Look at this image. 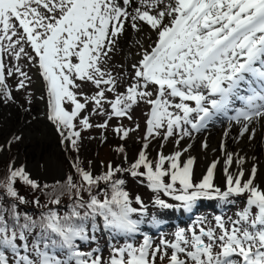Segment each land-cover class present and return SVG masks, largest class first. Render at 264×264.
I'll list each match as a JSON object with an SVG mask.
<instances>
[{
    "label": "snow or ice",
    "instance_id": "snow-or-ice-1",
    "mask_svg": "<svg viewBox=\"0 0 264 264\" xmlns=\"http://www.w3.org/2000/svg\"><path fill=\"white\" fill-rule=\"evenodd\" d=\"M32 68L70 170L49 183L8 161L0 264H264L258 165L245 169L247 154L226 143L233 125L237 143L255 140L254 125H264V0H0V104L31 112ZM89 85L94 91H84ZM13 91L25 93L24 103ZM141 105L145 130L135 137ZM217 122L227 124L221 157L197 178L192 143L181 142ZM93 129L99 136L83 135ZM109 130L140 147L130 160L125 143L111 146L116 156L95 170L80 159L83 142L107 143ZM22 139L14 133L0 154ZM208 146L202 141V151ZM126 177L150 191V203L130 194ZM240 198L243 207L227 215ZM205 201L222 206L211 220L195 214ZM150 206L192 222L169 233Z\"/></svg>",
    "mask_w": 264,
    "mask_h": 264
},
{
    "label": "rangeland",
    "instance_id": "rangeland-1",
    "mask_svg": "<svg viewBox=\"0 0 264 264\" xmlns=\"http://www.w3.org/2000/svg\"><path fill=\"white\" fill-rule=\"evenodd\" d=\"M116 60H117V63L121 62L123 60V54L118 55ZM123 62H126V61H123ZM29 71H30V74L32 75V80H33L31 88L28 90L31 93V98H32L31 105H28V107L31 108V112L27 113L31 117V119L28 120V121H30V123H27V122L21 123V125H18L15 127V129H16V131H15V129H14L15 125L14 124H20V122H21L20 119L14 120L15 119V117H14L15 110H17L19 108L17 107V105H13V104H0V144H3L4 141L8 140L14 134V132H15V134L21 135L23 137V139L19 143L13 144L10 152H8L6 154H0V169L2 167H6L8 161L10 159L15 158L16 162L18 164L23 163L24 165H26L27 168L31 170V172L33 173V175L36 178L42 179L46 182L51 183V182H53V180L55 178H51L50 174H48V173L43 174L45 171L39 170L37 164H40L41 161H43V160H41V158L44 157V152L47 150L46 149L47 147H49V149H50L49 153L58 154V148H59V152H60L62 146L59 142V139H58L59 137H58L53 125L50 122L43 123V125H42V126L46 127V133L49 134V137L45 136L44 140H41L40 136L37 133V131L39 130V126L42 123H40V124L38 123L39 118L37 115H34L33 110L35 108L37 109L39 107V103H40L39 88L41 86V83H40V77L38 75H36V69L32 68V69H29ZM115 71H119V69L118 68L114 69V72ZM8 83L10 85H14L15 84V78L10 79L8 81ZM121 90H123V89H121ZM84 91L91 92V91H94V89H92L91 86L89 85V86H86L84 88ZM13 95L16 97V100L19 103H24L25 93L23 91H21V92L13 91ZM145 110H146L145 106L141 105V106L137 107L133 112V120L140 124L139 132L132 134L135 137H142L144 134V130H145L144 121H145L146 117L143 115V112ZM5 113H6V117L3 118ZM33 117H35V118H33ZM102 119H103L102 117H93V121H101ZM12 121H14V124L12 123ZM116 123H118V121H116V120L111 121L110 128L112 126H115ZM123 123L126 126H132V122L128 121L126 119L123 121ZM224 127H227L226 122L225 123H219V125L218 124L212 125V128L210 129L211 133H208L210 131L207 130V132L204 131L203 133L196 135L194 141H189L186 139V140L181 142V147H184L188 143H192V148H191L190 153H189L191 155L193 151H196L197 148H199L198 147L199 143H201L202 140L206 139L208 135H209L208 136L209 137L208 138L209 139L208 145L210 146V144L212 142L210 139L213 137V135L215 138L216 137L215 134H217L214 131L218 132L221 129H223ZM231 130L238 132L239 131V125H233ZM25 131H26V133H25ZM256 133H257V129H256ZM99 134H100V130H98V129H93L90 132L83 133V135L85 137H87L89 135L99 136ZM106 135L109 137V139H108V142L104 143V144H101L98 140H87V139H85L83 142V147H82L81 152L79 154L80 159L83 160L85 162V164H87L88 161H92V167L95 170L102 171L103 166H106V164L110 160H112L114 156H116V154L112 151L111 146H115L117 144L125 143L127 146V151H128L130 160L135 157L134 154L137 153V151L140 147V144L135 139H129L126 142L120 141L118 138H116L112 134V132L110 130L106 133ZM210 135H212V137H210ZM234 137H237V135L236 134L231 135L229 140L234 141L235 145H239V144H241V142H249L246 135L242 139H239L238 143L233 139ZM158 142L159 141L153 142L152 149H151L154 151L153 155L155 154V149L158 148L157 147V145L159 144ZM193 142H196V144L194 146H193ZM55 143L57 144L56 146H54ZM44 144H46L45 149L42 150V156L40 157L36 154L35 150L40 145L43 146ZM51 144H54L52 146V148H51ZM108 147H111L110 148L111 152L109 153V155L107 154V156H106L104 154L105 153L104 150H105V148H108ZM173 147L174 146L170 140L167 144H165V147H164L165 153H169V152L173 151ZM65 155L66 154L64 152H62V159H63L62 170L63 171H69L70 170L69 169V162L65 158ZM69 155H75V153H70ZM186 155H188V154H186ZM132 156H134V157H132ZM117 162H119L118 158H117ZM208 165L209 164H206L205 168H207ZM61 172L58 173V176ZM203 173H204V171L201 172L198 175V177L200 175H202ZM126 179H127V190L130 192V194L133 197L136 195H140L145 200L146 203H150L149 198L152 195L150 193V191L147 188H145L142 184L138 183L137 179H134L131 177H126ZM240 200H241L240 204H238L236 206H231L229 209H227V215L231 216L240 207H243V203H242L243 198H240ZM203 203H205V204L202 206H199L200 209H198V212L195 214L208 217V219L211 220L213 215L219 214L221 212V211H218L217 208H219V207L222 208V206H220L216 201H205ZM210 204H211V206H208ZM203 209H204V211H203ZM201 211H203V212H201ZM150 213L156 214L158 217L165 218L169 221V224L167 225V230L169 231V233H171L174 230L173 226H180V227L190 226L192 219H193L191 216L189 219L190 221L188 223L180 222V224H173L172 223L173 215L178 216L180 213H173V212H169V211L158 210V209L151 207V206H150ZM153 231H155V230H153Z\"/></svg>",
    "mask_w": 264,
    "mask_h": 264
},
{
    "label": "bare ground",
    "instance_id": "bare-ground-1",
    "mask_svg": "<svg viewBox=\"0 0 264 264\" xmlns=\"http://www.w3.org/2000/svg\"><path fill=\"white\" fill-rule=\"evenodd\" d=\"M37 75V74H36ZM40 83L41 86L39 88V94H40V103H39V107L33 110L34 115H37L39 118V130L37 131L38 135L40 136L41 140H44V137H49V134L46 133V127L42 126L43 123H47L49 122L46 118V112H47V105H46V92L42 86V81L40 78ZM32 113V114H33ZM6 117V113L3 116V118ZM15 119H20L21 122L20 124H14V121H12V123L15 125L14 129L16 126L21 125V123H24L26 121H28L29 119H31L30 115H28L27 113H23L21 112L20 109L15 110V115H14ZM5 121V120H4ZM49 124V123H48ZM216 125L218 124L215 123ZM45 125V124H44ZM254 127L257 129V133H256V138L255 140L251 141V142H241V144L239 145H235L234 141H230V137L233 134L238 135L237 131L231 130L229 137L227 138V147L229 151H237L240 153V155H245L247 154V156L249 157V161L248 163L245 165V169H249L252 166V163L255 162L258 165V173H257V181L259 183H261L262 185H264V144L261 143L262 137H264V125H254ZM212 126L209 128L208 133H211V129ZM226 127H224L223 129H221L220 131H214L217 134L216 137L214 138V135L212 137V135H210V137H212L210 140L212 141L210 146H208V150L202 151L201 149V143H199L197 150L192 152V156H194L196 158V165L194 166V171L196 173V176L198 177V175L203 172L206 168V164H209L211 162L212 159L214 158H220L221 157V152H220V145L222 142V137L224 134ZM33 130V129H32ZM16 131V129H15ZM207 132V131H206ZM15 133V132H14ZM19 133V132H18ZM26 133V131H25ZM53 133V132H52ZM203 133V132H202ZM199 135V134H198ZM27 136V135H26ZM38 136V137H39ZM209 136V135H208ZM207 136V141L209 140ZM59 139V138H58ZM230 141V142H229ZM246 141V140H245ZM159 143V142H158ZM209 143V141H208ZM196 144V142H193V146ZM45 145L43 146H39L37 147V149L35 150L36 154L38 156H42V150L45 149ZM54 144H51V148ZM57 144L55 143L54 146H56ZM159 145V144H158ZM157 145V147H158ZM61 148V147H60ZM111 147L105 148V155L107 156V154L109 155V153L111 152ZM47 150L44 152V157L41 158V163L37 164L38 165V169L39 170H43L45 171L43 174L48 173L50 174L51 178H56L58 176V173L63 171L62 167H63V159H62V148L61 151L59 152V148H58V154H53V153H49L50 149L49 147L46 148ZM154 153V151H153ZM136 155V153L134 154ZM134 157V156H132ZM255 157V161H253L251 158ZM41 165V166H40ZM29 166V165H28ZM217 181L221 182L223 181V174L221 171L220 166L218 165L217 167ZM221 186H223L221 184ZM205 203H202L200 206L204 205ZM208 206H211L208 205ZM200 209V208H198ZM218 211H221L222 208L219 207L217 208ZM204 211V209H203ZM201 211V212H203ZM156 213V212H155ZM190 217L188 214L182 213L180 212V214L178 216L173 215V224H180V222H184V223H188L190 220Z\"/></svg>",
    "mask_w": 264,
    "mask_h": 264
},
{
    "label": "trees",
    "instance_id": "trees-1",
    "mask_svg": "<svg viewBox=\"0 0 264 264\" xmlns=\"http://www.w3.org/2000/svg\"><path fill=\"white\" fill-rule=\"evenodd\" d=\"M4 170H5V167H2V168L0 169V174H3Z\"/></svg>",
    "mask_w": 264,
    "mask_h": 264
}]
</instances>
